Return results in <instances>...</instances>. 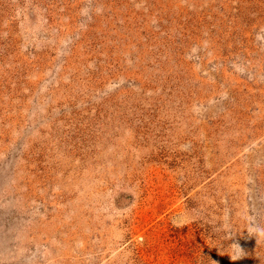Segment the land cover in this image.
<instances>
[{
	"label": "rangeland",
	"instance_id": "rangeland-1",
	"mask_svg": "<svg viewBox=\"0 0 264 264\" xmlns=\"http://www.w3.org/2000/svg\"><path fill=\"white\" fill-rule=\"evenodd\" d=\"M0 264H264V0H0Z\"/></svg>",
	"mask_w": 264,
	"mask_h": 264
}]
</instances>
